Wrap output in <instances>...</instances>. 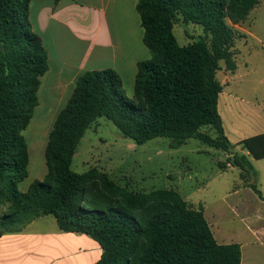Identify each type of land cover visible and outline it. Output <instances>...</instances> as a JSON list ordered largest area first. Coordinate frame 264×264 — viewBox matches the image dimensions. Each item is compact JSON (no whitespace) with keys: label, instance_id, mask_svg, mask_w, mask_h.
<instances>
[{"label":"trees","instance_id":"1","mask_svg":"<svg viewBox=\"0 0 264 264\" xmlns=\"http://www.w3.org/2000/svg\"><path fill=\"white\" fill-rule=\"evenodd\" d=\"M31 1L0 0V237L53 216L62 232L99 244L95 264H241L242 246L219 244L203 206L195 208L177 190L133 192L96 168L79 174L72 164L87 131L107 118L139 145L169 138L170 148L179 149L199 140L228 155L219 162L222 170L238 168L242 180L256 177L251 158L264 159V134L238 144L229 140L218 74L222 63L227 72L237 71L236 26L260 0H138L151 59L138 65L134 101L112 69L80 76L50 133L48 172L25 189L30 153L23 133L49 70L29 19ZM179 23L200 26L204 36L181 46L174 34ZM237 146L248 154L235 152ZM249 188L264 202L256 183Z\"/></svg>","mask_w":264,"mask_h":264},{"label":"rangeland","instance_id":"2","mask_svg":"<svg viewBox=\"0 0 264 264\" xmlns=\"http://www.w3.org/2000/svg\"><path fill=\"white\" fill-rule=\"evenodd\" d=\"M236 31L238 70L233 76L222 63L223 70L218 78L224 85L223 95L254 104L260 112L261 107L264 110V0H260L245 23L236 26ZM174 34L181 46H187L204 36V31L194 24L179 23ZM40 98L42 103L23 133L30 153L25 189L31 183L43 180L48 172L46 148L58 117L55 109L44 101L42 92ZM236 148L235 152L243 153L242 148L240 151ZM227 157L223 151L196 139H191L182 149H171L169 138H157L139 145L125 137L110 120L100 118L81 141L72 170L83 174L96 168L133 192L177 190L195 208L203 206L216 239L222 233L244 242L250 239L245 230L246 219L235 216L227 209L231 203L228 204L225 197L237 189L249 187L251 183H256L264 193V160H253L257 176L251 175L250 180H242L238 168L224 171L219 167V162H225ZM249 189L251 194L247 191L243 197L234 196L229 201L236 204L253 198L252 195L259 199ZM21 229L25 230V242L21 243L22 250L19 252L22 259L5 262L3 253L9 244H13L12 240H6L0 251V264H90L92 257L97 255L92 238L60 232L53 216H40ZM246 254L254 255V251L246 248Z\"/></svg>","mask_w":264,"mask_h":264},{"label":"crops","instance_id":"3","mask_svg":"<svg viewBox=\"0 0 264 264\" xmlns=\"http://www.w3.org/2000/svg\"><path fill=\"white\" fill-rule=\"evenodd\" d=\"M137 3L138 0H62L60 2L32 0L30 2L29 19L32 30L41 37L49 59V70L41 79L40 105L42 92L44 101L55 109L58 116L72 96L80 76L89 71L108 69L116 71L121 76L127 96L134 99L138 65L151 59V52L144 44V29L137 12ZM235 73H232L233 76ZM254 107V104L239 102L221 93L219 112L226 135L228 134L227 137L233 144L264 134L263 107L260 108V112ZM251 113V117L254 118L250 117ZM97 123L98 121L94 124ZM241 148L237 147L236 150L240 151ZM243 153L248 154L245 151ZM253 160L255 159L251 158V161ZM230 169L233 167L227 168ZM247 191L251 194L249 187H244L243 190L237 189L228 194L225 200L228 204L231 203L227 208L231 213L237 217H245V230L250 239L243 242L242 239L238 240L233 236L219 233L216 240L223 245L240 244L243 254L241 264H264V202L256 199L254 195H252L254 199L247 198L236 204L229 201L234 196L243 197ZM206 220L208 221L207 218ZM208 223L212 229L211 222ZM24 231L22 229L0 237V251L6 240H12L16 246L8 245L9 248L3 253L5 262H18L22 259L23 256L19 252L22 250L21 243L25 242ZM93 244L97 255L92 257L90 264L98 262L102 254L99 244L97 242ZM246 248L253 250L254 255L246 254Z\"/></svg>","mask_w":264,"mask_h":264}]
</instances>
